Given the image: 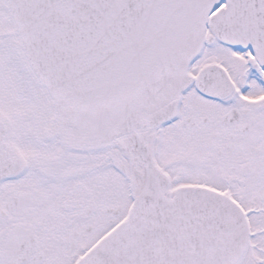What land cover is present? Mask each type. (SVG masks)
<instances>
[{"label": "snow or ice", "instance_id": "obj_1", "mask_svg": "<svg viewBox=\"0 0 264 264\" xmlns=\"http://www.w3.org/2000/svg\"><path fill=\"white\" fill-rule=\"evenodd\" d=\"M0 264H264V0H0Z\"/></svg>", "mask_w": 264, "mask_h": 264}]
</instances>
